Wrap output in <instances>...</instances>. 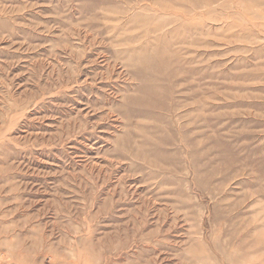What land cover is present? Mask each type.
<instances>
[{
	"label": "rangeland",
	"instance_id": "1",
	"mask_svg": "<svg viewBox=\"0 0 264 264\" xmlns=\"http://www.w3.org/2000/svg\"><path fill=\"white\" fill-rule=\"evenodd\" d=\"M0 264H264V0H0Z\"/></svg>",
	"mask_w": 264,
	"mask_h": 264
}]
</instances>
